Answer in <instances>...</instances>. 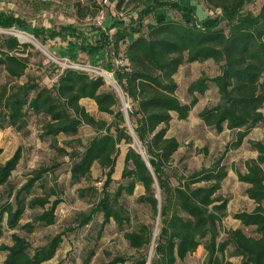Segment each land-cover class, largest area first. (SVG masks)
<instances>
[{"label":"trees","instance_id":"1","mask_svg":"<svg viewBox=\"0 0 264 264\" xmlns=\"http://www.w3.org/2000/svg\"><path fill=\"white\" fill-rule=\"evenodd\" d=\"M124 1L117 0V8ZM132 1L140 6L136 19L125 25L121 19L114 18L108 25V29L118 27L111 44L113 53L118 55L119 43H126L123 51L126 63L115 68L114 78L131 103V108H126L128 118L116 93L101 89L104 79L100 76L65 68L48 87L41 85L36 77L26 75L28 58L22 54L32 45L7 35L0 36V68L11 81L0 85V129L5 123L22 128L27 124L29 113L45 118L41 136H49L54 142L60 134H77L82 125L94 128L95 135L82 150L69 152V181L73 185L89 178L94 164L104 170L105 180L96 203L88 212L78 213L76 222L84 226L96 213H101V228L110 220L122 228L124 223L130 222V217L120 199L124 194L131 195L137 184L141 185L143 193L137 201L151 207L158 223L149 264H179L199 246L206 252V264H264V144L252 142L256 157L245 162L244 173L236 171L238 180L248 185L245 194L255 202V207L232 216L241 225L254 227L255 235L235 227L226 230L220 238V224L227 215L228 203L219 193L227 175L222 157L210 166H201L187 174H170L172 156L180 143L176 137L167 135L173 114L177 119H186L198 102V96L211 85L217 90V102L205 106L198 117L216 132L236 131L233 147L241 144L250 129L264 124V4L254 14L243 11L244 5L252 0H204L209 8L220 13L199 19L191 5L178 0ZM92 6L78 3L77 16H95L100 7L95 2ZM167 10L175 11L178 16L169 17ZM149 14L154 21L146 24V30L142 31L143 20ZM223 21L227 31L221 26ZM0 28H17L32 34L42 44L59 37L67 42L66 53L76 46L96 66V58L109 44L106 38L89 41L74 24L57 28L31 27L24 19L4 11H0ZM208 59L220 63L219 73L212 77L203 74L192 81L187 86L190 99L182 102L176 95L178 84L174 75L184 63ZM23 76L26 79L19 82ZM84 101L93 104L98 113L111 115V120L96 117ZM128 122L131 129L127 127ZM122 142L128 144L121 171V179L126 183H118L110 190ZM136 142L143 156L133 146ZM21 156V147H17L12 156L0 164V186L8 185ZM51 170L41 167L16 190L10 186L7 193L12 199L0 203V253L4 254L0 264H41L58 250L63 233H57L32 250L27 239L15 232L11 233L10 244L2 240L5 229L19 228L30 233L37 225L55 223L61 197L54 188L41 195L33 192L35 183ZM172 176H176L175 184ZM40 184L42 187L44 182ZM90 188L97 190L78 187L77 192L85 196ZM26 208L40 209V212L35 213L31 221L20 224ZM153 229L141 223L136 229L125 231L123 235L137 251V256L128 259L116 255L103 264L127 261L147 264ZM226 251L238 260H224ZM87 262L86 259L85 264Z\"/></svg>","mask_w":264,"mask_h":264},{"label":"rangeland","instance_id":"2","mask_svg":"<svg viewBox=\"0 0 264 264\" xmlns=\"http://www.w3.org/2000/svg\"><path fill=\"white\" fill-rule=\"evenodd\" d=\"M178 1L191 5L199 19L220 13L219 10L209 8L204 0ZM93 2L101 8L99 3L94 0H0V11L13 13L15 16L24 19L31 27L57 28L60 25L74 24L80 28L84 36L91 42H93V39L104 41L106 38L109 44L96 58L97 67L99 70L110 73L113 78L111 70L116 67L115 61L121 57L126 62L123 57L126 43L120 42L119 54H114L111 44L114 41V34L118 27L113 26L108 29V25L114 18L121 19L125 25L131 23L136 19V12L140 6L136 1L125 0L120 8H117V0H108V4L103 6L106 7L105 18L99 25L92 14H88L84 18L77 16L78 3L92 6ZM263 4L264 0H252L244 5L243 11L256 14ZM92 9L94 10L93 6ZM165 13L171 18L178 16L173 10H167ZM153 21L152 14L147 15L143 20L142 31L146 30V24ZM221 26L227 31L224 21L221 22ZM20 34L31 36L38 43L37 45L33 41H20L32 45L22 54L28 58L26 75L36 77L41 85L50 87L57 79L58 74L71 65L85 68L92 62L76 46L66 53L64 49L67 42L59 37L47 40L42 44L32 34L20 31L17 28H0V36L14 35L18 37ZM38 46H41L45 52ZM69 59L72 63L69 62ZM103 67L111 70H106ZM219 71L220 63L212 59L182 64L174 75L178 84L177 97L182 102L189 101L187 86L203 74L212 77L217 75ZM86 73L93 77L98 76L93 72ZM25 79L26 77L23 76L18 81L22 82ZM9 81H11V78L0 68V85ZM101 89L113 90L119 98L121 109L131 108V103L125 97L121 88L119 89L121 90L119 96L116 89L104 79V85ZM198 98V102L192 107L186 119H177L176 115L173 114V118L169 123L167 135L176 137L180 143L178 150L172 156L170 174H187L192 170L199 169L201 166H210L214 160L222 157V162L227 168V175L221 182L219 193L228 199V203L227 215L220 224V238L224 237L226 230L235 227H241L248 235H255L254 227L241 225L232 215L239 211H251L255 207V202L245 194L248 185L238 180L236 171L244 173L246 171L245 162L256 157L257 152L251 148L252 142L264 144V124L250 129L241 144L238 147H233L236 141V131L224 129L222 132H216L203 124L198 117L199 111L205 106L217 102L218 95L215 86L211 85ZM85 105L96 117L107 121L111 120V115L98 113L90 102L85 103ZM262 110L264 112V106ZM125 114L128 118L127 112ZM45 121L43 116L29 113L27 124L22 128L17 129L5 123L0 129V147L2 148L0 164L10 158L17 147H21L22 155L16 169L8 179V185L0 186V203L12 199V196L9 197L7 193L10 186L16 190L37 169L41 167L51 168V171L43 174L42 179L35 183L33 192L41 195L44 191L54 188L57 195L61 197V202L56 208L55 223L48 226L37 225L30 233H26L19 228L15 230L5 229L2 240L10 244L11 233L15 232L27 239L32 250L46 243L49 238L57 233H63L62 241L55 255L41 264H85L86 259L88 260L86 264H103L116 255H122L128 259L137 256V251L131 248L125 239L124 232L136 229L141 223L155 228L154 225L157 223V218L154 216L151 207L137 201L138 196L143 193L142 186L137 184L131 195L124 194L120 199L130 217V222L124 223L122 228L118 227L113 220H110L101 228V213H96L88 224L78 225L76 222L78 213L88 212L96 203L100 196L99 192L105 180V175L104 170L94 164L89 178L72 185L68 173L71 164L69 152L73 149L82 150L89 139L95 135V130L91 126L82 125L77 134L73 136L60 134L54 142L53 138L49 136H41L42 125ZM127 127L128 129L132 128L130 122L127 123ZM133 146L139 151V142L133 143ZM127 147L128 144L124 142L119 144V154L111 176L110 190L115 189L118 183H126L125 180L121 179V171ZM171 181L175 184L176 176H172ZM42 182L44 184L41 187L40 183ZM78 187H95L97 190L90 188L86 190L85 196H79ZM51 199H54V197H51ZM37 212H40V209L26 208L20 224L31 221L32 216ZM149 251L150 245L147 249L148 254ZM3 257L4 254L0 253V260ZM226 259L234 262L238 260L230 257L229 251L224 254V260ZM125 264H129V261ZM179 264H206V252L203 246H199L194 253L188 255Z\"/></svg>","mask_w":264,"mask_h":264},{"label":"built area","instance_id":"3","mask_svg":"<svg viewBox=\"0 0 264 264\" xmlns=\"http://www.w3.org/2000/svg\"><path fill=\"white\" fill-rule=\"evenodd\" d=\"M94 1H96L97 3H99V5L101 6L99 12L95 15V19H96L97 23L100 25L102 23V21L104 20V18H105V12H106V7L104 8L103 6H106L108 4V0H94ZM69 62H71L70 59H69ZM125 63L126 62L124 61V59L121 58V57H119V59H117L115 61V66H116L115 68L123 67L125 65ZM68 68H72V69H76V70H80V71H84V72H93V73L97 74L98 76L102 77L103 79H105L104 76H103V74H102V70H99L96 65L90 64L89 66H87L85 68L80 67V66H77V65L76 66L75 65H71ZM114 70H111V73L113 75V78H114ZM108 74H110V73H108ZM113 80L116 83V85L118 86L117 81L115 80V78Z\"/></svg>","mask_w":264,"mask_h":264},{"label":"bare ground","instance_id":"4","mask_svg":"<svg viewBox=\"0 0 264 264\" xmlns=\"http://www.w3.org/2000/svg\"><path fill=\"white\" fill-rule=\"evenodd\" d=\"M18 37L20 38L21 41L27 40V41H33L34 43H37V42H35L33 40V38L31 36H28V35L20 34ZM37 45H38V43H37ZM38 47L45 52V50L41 46H38ZM102 74H103V76L105 78V81L107 83H109L110 85H112L113 88L116 89V91L118 92V94L120 96V92L119 91H121V90H119L120 89L119 86L116 85V83L114 82V80L112 79V77L110 76V74H108L107 72H104V71H102ZM157 231H158V223H156L155 228H154V231H153V235H152V240H151V245H150V251H149V257H148L149 260H150V257H151L152 251H153V243H154V239H155V236L157 234Z\"/></svg>","mask_w":264,"mask_h":264},{"label":"water","instance_id":"5","mask_svg":"<svg viewBox=\"0 0 264 264\" xmlns=\"http://www.w3.org/2000/svg\"><path fill=\"white\" fill-rule=\"evenodd\" d=\"M17 38L20 40L19 37H17ZM20 41H21V40H20ZM123 111H124V113L127 112L125 108H123ZM125 115H126V114H125ZM139 153L143 156V151L141 150V148L139 149ZM147 264H149V258H148Z\"/></svg>","mask_w":264,"mask_h":264},{"label":"crops","instance_id":"6","mask_svg":"<svg viewBox=\"0 0 264 264\" xmlns=\"http://www.w3.org/2000/svg\"><path fill=\"white\" fill-rule=\"evenodd\" d=\"M85 103H89V102H86V101H84Z\"/></svg>","mask_w":264,"mask_h":264}]
</instances>
